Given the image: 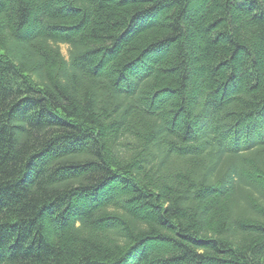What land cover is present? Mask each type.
I'll list each match as a JSON object with an SVG mask.
<instances>
[{"label": "trees", "instance_id": "trees-1", "mask_svg": "<svg viewBox=\"0 0 264 264\" xmlns=\"http://www.w3.org/2000/svg\"><path fill=\"white\" fill-rule=\"evenodd\" d=\"M201 1L0 0V264H264V0Z\"/></svg>", "mask_w": 264, "mask_h": 264}, {"label": "rangeland", "instance_id": "rangeland-1", "mask_svg": "<svg viewBox=\"0 0 264 264\" xmlns=\"http://www.w3.org/2000/svg\"><path fill=\"white\" fill-rule=\"evenodd\" d=\"M201 1V0H200ZM208 1V0H207ZM202 2V1H201ZM237 5L236 4H234L233 5V8L235 7V9H237V7H236ZM207 5H204V4H202L201 5V8L197 11V12H195V14H197V15H199L200 17H202V16H207L208 15V10H207ZM166 14V12L165 11H162L160 14H159V16H157V17H155L156 18V20H154V21H152V22H154L153 24H157V23H160V22H162V20H163V18H164V15ZM236 14H237V12H236ZM154 18V17H153ZM142 25V26H141ZM140 25V30H143V29H145V28H147L148 26H146V25H144L143 26V24H141ZM219 42H223V39L222 38H220L219 39ZM62 50H63V52L64 53H66L67 52V46H65V45H62ZM164 56H166V54L165 55H163V56H161L160 58H162V59H164L165 57ZM240 58H242V59H245V55H243V54H241L240 55ZM239 88H237V89H235V91L234 92H239L240 90H243L244 88H245V82H244V80H242V79H240L239 80ZM192 92L193 93H191V91H189L188 93H187V95H188V98L190 99V100H193V97H191V94H194V93H196L197 95H200V89L198 88V87H196V86H194L192 89ZM234 94V93H233ZM173 97V96H172ZM171 96H169V100L172 98ZM172 99H174V98H172ZM189 100V101H190ZM194 101V100H193ZM192 102V101H191ZM180 128H182V124H181V122H180V120L178 121V126H177V129H180ZM175 130V129H174ZM192 139H195V136L193 137V138H190V139H188L186 142H188V141H190V140H192ZM194 151H196L195 149H194ZM132 191V189H124V191H123V193L124 192H126V193H130ZM140 213L141 212H147V211H145V210H141V211H139ZM155 215L153 214L152 216H150L151 218H153Z\"/></svg>", "mask_w": 264, "mask_h": 264}]
</instances>
